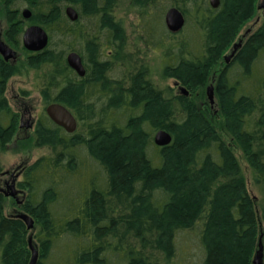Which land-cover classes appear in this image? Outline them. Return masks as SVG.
I'll return each mask as SVG.
<instances>
[{
  "label": "trees",
  "instance_id": "trees-1",
  "mask_svg": "<svg viewBox=\"0 0 264 264\" xmlns=\"http://www.w3.org/2000/svg\"><path fill=\"white\" fill-rule=\"evenodd\" d=\"M257 2L219 0L213 9L209 0H129L142 46L134 50L118 0H0L6 42L37 73L43 112L32 146L47 150L17 183L18 213L32 229L5 213L0 191V264H29V242L36 264H252L259 238L264 264V199L257 211L235 157L237 149L264 189V15L238 38ZM170 8L185 20L177 34L165 27ZM26 25L46 32L45 49L23 48ZM146 51L160 54L161 79L176 86L153 82ZM71 52L83 77L67 65ZM19 74L0 57V153L18 129L5 93ZM51 104L74 116V133L46 116ZM158 131L170 136L167 146L154 144Z\"/></svg>",
  "mask_w": 264,
  "mask_h": 264
},
{
  "label": "rangeland",
  "instance_id": "rangeland-1",
  "mask_svg": "<svg viewBox=\"0 0 264 264\" xmlns=\"http://www.w3.org/2000/svg\"><path fill=\"white\" fill-rule=\"evenodd\" d=\"M263 0H258L256 14L242 27L240 35L238 38H242L248 32L256 28L263 15ZM14 9L18 10L19 13H22L23 10H26L27 7L23 3H17ZM4 10H2L0 4V32L2 33V40L6 43L11 49H13L7 42L4 37V32L7 29L8 22L3 15ZM116 17L123 21V24L126 29V33L129 38V46L134 50H142L140 42L137 40L135 34V23L136 16L135 13L129 9V0H118V6L115 11ZM32 25H26L24 30ZM238 41H236L237 43ZM14 50V49H13ZM16 61L14 64H18L21 69V74L11 78L6 87V99L11 110L17 112L19 115H22V118L18 121V129L11 139V141L6 145L5 151L0 153V191L10 192L9 187L12 185V181L15 183V189H17V183L21 180V171L24 167L33 163L37 158L47 153V150L40 149L37 150L32 146V133L34 129V124L38 117L43 112V104L38 90L39 80L36 79L37 73L31 71L29 66L26 64V57L24 54H21L19 51H16ZM230 53L228 52L227 55ZM226 55V56H227ZM147 61L149 63L151 78L153 82L159 87H173V81L162 80L161 79V67L162 59L160 54L157 51H146ZM225 57V56H224ZM218 68L215 69L214 73L211 76V81H213L216 76ZM208 86H206L205 90ZM31 128H27V126ZM226 141L230 143V140L226 138ZM235 157L237 163L240 167L241 173L244 176L247 192L250 197L256 202V209L263 203L264 199V189L260 186H257L253 182L252 171L249 169V166L246 164L243 159L241 152L236 149ZM22 195L19 194L17 199L11 197H6L5 202V213L7 215L18 213V204L22 201ZM261 230H264V224H260ZM187 241L181 240V243ZM190 246V245H189ZM187 246L186 249H189ZM185 249V250H186ZM255 254V253H254ZM187 256V255H186ZM182 257V254L180 255ZM254 257V255H253Z\"/></svg>",
  "mask_w": 264,
  "mask_h": 264
},
{
  "label": "water",
  "instance_id": "water-1",
  "mask_svg": "<svg viewBox=\"0 0 264 264\" xmlns=\"http://www.w3.org/2000/svg\"><path fill=\"white\" fill-rule=\"evenodd\" d=\"M209 4L213 9H216L219 5V0H209ZM262 8L264 10V5H262ZM258 9H261V7H258ZM65 16L71 22H74L77 20V14L71 7H67L65 9ZM29 17H30L29 12L27 10H23L22 18L24 20H28ZM164 23H165L166 29L171 34H177L178 32L182 30L185 24V20H184L183 14L178 9L170 8L165 13ZM21 42H22L23 48L26 51L36 53L46 48L47 43H48V36L42 28L36 25H32L26 28L25 31L23 32ZM240 45H241V41H238V43L233 45L232 51L230 52V54L224 57L225 65L229 63V61L234 56L236 50L240 47ZM0 57L6 62L15 61L16 59V53L11 48H9L6 44H4L1 39H0ZM66 62H67L68 67L71 70H73L77 74L78 77H83L85 75V70L82 65L81 58L75 52H71L67 55ZM179 92L180 94L184 96L187 95V92L181 87H179ZM206 97H207V100L210 106H213L214 97H213V87L212 86L207 87ZM45 114L52 123L62 128L67 134H72L75 132L77 128V121L74 118V116L63 106L58 105V104L48 105L45 108ZM28 127H31V126L29 125L27 126V128ZM170 142H171L170 136L164 131H158L154 136V144L158 147L167 146ZM9 189H10L9 193L6 191H3L4 196L11 197L16 200L18 195L21 192L15 189L14 181H12V185L9 187ZM16 216L17 218L21 219L26 224L27 229H32L33 222L27 215L18 213ZM29 248L31 250V259H30L29 264H36L37 252L32 247L30 242H29ZM252 264H262V243H261L260 238L258 241L257 250L252 260Z\"/></svg>",
  "mask_w": 264,
  "mask_h": 264
},
{
  "label": "flooded vegetation",
  "instance_id": "flooded-vegetation-1",
  "mask_svg": "<svg viewBox=\"0 0 264 264\" xmlns=\"http://www.w3.org/2000/svg\"><path fill=\"white\" fill-rule=\"evenodd\" d=\"M22 16V15H21ZM25 30H23V32H24ZM23 34V33H22ZM22 38V37H21ZM0 39L2 40V33L0 32ZM2 42L4 43V41L2 40ZM4 44H6V43H4ZM7 45V44H6ZM8 46V45H7ZM9 47V46H8ZM10 48V47H9ZM13 50V49H12ZM14 51V50H13ZM15 52V51H14ZM16 53V52H15ZM15 61H16V59H15ZM15 61H9L10 63H14ZM174 85V84H173ZM174 86H176V85H174ZM177 88V87H176ZM178 89V88H177ZM22 118V115L20 114L19 115V119H21ZM35 125V124H34ZM34 127V126H33ZM28 128H31V127H28Z\"/></svg>",
  "mask_w": 264,
  "mask_h": 264
}]
</instances>
